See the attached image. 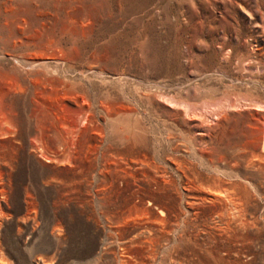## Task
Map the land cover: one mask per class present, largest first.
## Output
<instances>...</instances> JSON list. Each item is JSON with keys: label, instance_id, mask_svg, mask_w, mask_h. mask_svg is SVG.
I'll return each instance as SVG.
<instances>
[{"label": "rangeland", "instance_id": "obj_1", "mask_svg": "<svg viewBox=\"0 0 264 264\" xmlns=\"http://www.w3.org/2000/svg\"><path fill=\"white\" fill-rule=\"evenodd\" d=\"M264 0H0V264H264Z\"/></svg>", "mask_w": 264, "mask_h": 264}, {"label": "bare ground", "instance_id": "obj_2", "mask_svg": "<svg viewBox=\"0 0 264 264\" xmlns=\"http://www.w3.org/2000/svg\"><path fill=\"white\" fill-rule=\"evenodd\" d=\"M262 147L264 148V133H263Z\"/></svg>", "mask_w": 264, "mask_h": 264}]
</instances>
